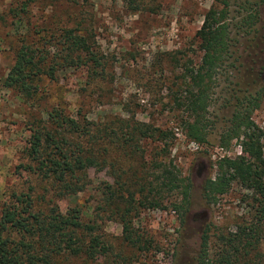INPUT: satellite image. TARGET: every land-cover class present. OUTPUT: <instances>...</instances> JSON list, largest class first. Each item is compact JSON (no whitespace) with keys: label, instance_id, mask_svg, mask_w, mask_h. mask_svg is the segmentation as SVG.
I'll use <instances>...</instances> for the list:
<instances>
[{"label":"rangeland","instance_id":"rangeland-1","mask_svg":"<svg viewBox=\"0 0 264 264\" xmlns=\"http://www.w3.org/2000/svg\"><path fill=\"white\" fill-rule=\"evenodd\" d=\"M220 1L0 0V211L15 204L13 195L21 193L30 194L35 211L47 213L55 207L67 215L72 208H81L85 221L96 225L94 235L101 236L106 253L87 261L84 256L63 257L62 264H196L205 231L213 254L222 235L250 220L248 193L238 184L212 205L203 198V185L216 176L217 161L241 155L235 140L221 147L219 139L242 95L236 90H251L264 82V72H259L264 68V0H229L230 23L255 14V24L248 35L233 42L231 58L220 71L207 115L206 144L186 137L182 113L175 110L172 99L185 68L200 64L196 33L205 13L219 7ZM66 29L86 38L89 53L100 66L93 68L88 61L85 67L58 70L56 80L39 81L38 95L31 101L4 86L20 43L39 45L50 59L60 50ZM52 109L92 120L108 132L137 123L167 132L169 138L165 143L140 139L134 154L128 146L108 147L104 167L86 170L84 190L67 194L59 183L35 171L27 151L31 129L48 125L47 112ZM252 119L264 132V101ZM262 146L264 152V138ZM164 162L188 178L183 208L173 209L170 200L181 199L175 192L164 193L163 206L157 209L140 204L146 190L142 197L135 196L132 206L104 202L103 197L119 185L137 192L139 186L133 187L129 179L149 181L154 172L150 164ZM122 217L129 223L126 228ZM129 234L139 243H131ZM262 248L263 256L251 260L248 255L239 264H264Z\"/></svg>","mask_w":264,"mask_h":264},{"label":"trees","instance_id":"trees-1","mask_svg":"<svg viewBox=\"0 0 264 264\" xmlns=\"http://www.w3.org/2000/svg\"><path fill=\"white\" fill-rule=\"evenodd\" d=\"M229 8V0H221L219 7H211L205 13L196 33L202 52L200 64L185 68L172 93L175 110L182 113L180 121L186 137L200 145L207 143V115L219 85L220 71L231 58L233 42L238 43L248 35L255 24V14H247L238 22L230 23ZM234 29L237 31L233 32ZM74 32L64 31L62 46L50 59L39 45L20 43L4 86L15 89L25 100L31 101L38 95L39 81L56 80L58 70L85 67L88 61L93 68L100 66L98 58L89 53L86 38ZM259 72H264V68L260 67ZM236 91L242 95L236 98L228 125L220 133L219 144L225 147L235 140L241 155L217 161L216 176L204 182L203 198L207 204H215L236 183L248 193L250 220L239 225L235 232L222 235L213 254L205 231L196 264H239V260L248 255H252L251 260L263 256L260 252L264 247V132L255 124L252 115L264 101V82L251 90ZM47 121L48 125L31 129L28 155L36 163L35 171L42 178H52L59 183L67 194L84 190L86 170L104 167L108 147L128 146L134 154L139 150L140 139L165 143L169 138L167 132L137 123L112 127L108 132L107 127L79 115L69 117L60 109L47 112ZM118 129L126 133H118ZM109 140L110 144H105ZM163 156L168 158L167 154ZM149 168L154 171L149 181L147 177L129 179L133 187L139 186L137 192L119 185L114 193L103 197L104 202L113 205L119 201L132 206L135 196L142 197L146 190L140 204L145 202L157 209L163 206L164 193L172 196L175 192L181 199L178 203L176 199L170 200V203L174 210L183 208L188 201V178H182L171 162L151 163ZM13 198L15 204L0 211V264H62L63 257L84 256L87 261L106 253L101 236L94 235L98 231L96 225L85 221L81 208L74 207L67 215L55 207L43 213L33 209L30 194H14ZM122 220L126 228L129 223L123 217ZM127 239L139 243V239L130 234Z\"/></svg>","mask_w":264,"mask_h":264}]
</instances>
